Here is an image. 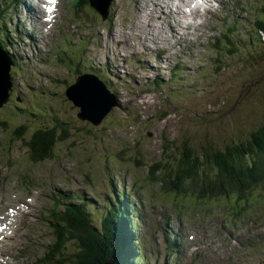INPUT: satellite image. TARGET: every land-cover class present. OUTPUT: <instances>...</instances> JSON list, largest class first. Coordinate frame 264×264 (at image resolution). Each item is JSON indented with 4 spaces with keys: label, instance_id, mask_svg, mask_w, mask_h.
I'll return each mask as SVG.
<instances>
[{
    "label": "rangeland",
    "instance_id": "rangeland-1",
    "mask_svg": "<svg viewBox=\"0 0 264 264\" xmlns=\"http://www.w3.org/2000/svg\"><path fill=\"white\" fill-rule=\"evenodd\" d=\"M11 1L0 0V11ZM143 2L147 5L135 9L117 5L113 8L111 52L116 58L123 56L121 63L113 66L117 68L115 75L110 72L111 66L96 76L115 96L118 107H110L102 125L92 129L79 122V109L64 94L79 75L96 72L92 62L102 66L105 35L87 39L90 54L83 65L79 54L83 40H64L69 26L68 12L62 6L55 5L52 13L41 15L37 22L21 15L17 20L13 17L15 10L23 14V3L1 12L0 25L8 22L6 27L10 30L4 32L8 46L2 41L0 48L15 63L11 70L15 103L0 112V118L6 120L5 125L0 121V144L11 138L13 142L7 156H0V181L10 183L15 174L25 173L30 189L26 197L32 196L30 207L36 212L50 205L53 198L66 202L64 194L81 196L96 222L107 208L109 194L116 195L122 188L130 191L124 200L136 210L130 220L134 227L130 242L139 239L136 248L146 256L139 264H153L152 240L157 229L167 224L177 228L179 222L193 225L203 236L198 255L183 247L182 264H264V187L254 192L253 200L242 212L231 200L185 201L178 208L159 184L151 183L148 174L154 164L163 163L176 149L178 153L182 142L196 153L203 148L222 150L243 143L263 127L264 34L253 23L264 20V0H237L229 15L245 12L247 18L231 32L228 41L215 44L214 48L210 36L226 32L221 9L208 13L198 25L181 28L178 20L183 19L182 15L168 8L172 0ZM31 6L42 13L46 7L44 0H34ZM80 14L92 19L86 13ZM93 22L101 31V24L94 17ZM55 39L62 41L54 52L58 63L49 60L52 56L45 52ZM141 49L143 55H132ZM121 68L126 71L124 74L118 72ZM31 80L37 83L28 92L25 82ZM85 92L101 99L96 103L102 104L100 109L110 106L111 101L97 80H91ZM76 105L81 106L78 102ZM87 113L81 115L88 118L91 115ZM21 123H26L28 134L38 127H53L59 135L64 131L71 138L58 143L51 159L31 165L26 159V147L12 137L13 129ZM10 193L25 197L18 190ZM137 198L140 202L135 204ZM4 208L3 201L0 214ZM34 220L30 227L33 238L21 239L28 253L23 264H33L45 252V246L53 244L52 230L39 217ZM174 240L181 242L177 235L169 239L165 255L174 262L168 264H177L179 250ZM115 264L137 262L129 255L124 262Z\"/></svg>",
    "mask_w": 264,
    "mask_h": 264
},
{
    "label": "trees",
    "instance_id": "trees-1",
    "mask_svg": "<svg viewBox=\"0 0 264 264\" xmlns=\"http://www.w3.org/2000/svg\"><path fill=\"white\" fill-rule=\"evenodd\" d=\"M253 26L264 34L263 19H256ZM2 41H6L8 46L5 34L0 39V47ZM117 107L118 103L112 110ZM105 117L98 126L87 120H78L92 129L100 127ZM26 134V126L22 124L13 130L12 137L20 140L29 155L40 161L52 158L58 143L71 138V134L64 131L60 136L53 127L36 129L28 137ZM177 151L174 150L175 154L161 164H154L148 171L151 183L159 184L167 193L199 198H242L264 183V125L243 143L222 150L203 148L196 153L188 149L187 142H182L180 151ZM77 199L75 204H67L58 216L49 264H115L134 254V242L129 240L126 244L122 238V230L129 219L123 207L109 203L107 210L102 211V218L96 222L87 203L82 202L81 196Z\"/></svg>",
    "mask_w": 264,
    "mask_h": 264
},
{
    "label": "water",
    "instance_id": "water-1",
    "mask_svg": "<svg viewBox=\"0 0 264 264\" xmlns=\"http://www.w3.org/2000/svg\"><path fill=\"white\" fill-rule=\"evenodd\" d=\"M105 8L106 7H103V8H101V10L103 11ZM10 65H11V61H10V59H7L5 64L0 66V102H2V103H5L7 101L8 96H9L11 90H12V78H11V75L9 73ZM78 79H83L84 83H88V82H90L91 80H93L95 78L87 76V75H84V76H80ZM95 80H97V79H95ZM73 88L76 91L75 93L71 92V90ZM69 89H70L69 91H70L71 95L78 94V89H76L75 86L71 87ZM91 91L94 93L93 90H91ZM104 92H105V90H104ZM66 93H68V91ZM106 94L108 95V100L111 101L110 106H108L107 109L106 108H103V109L101 108L100 109L102 104L96 106V103L101 101V99H97L96 97L93 96V94L85 92L84 95L80 96V99H79L80 105H85L86 104L89 108L96 109V110L95 111L88 110L84 106L85 109H86L85 112H88L87 114L91 115L90 117L87 118V117H85V115H81L83 113L82 112L83 108L81 106H79V105H76V103L73 102L75 106L80 108V113L78 114V118L80 120H82V121L88 120V121L91 122L92 125L98 126L102 122L103 118L107 115L108 109L110 107L113 108V105L116 106V104H117V99L115 98V96H113V94H109L107 92H106Z\"/></svg>",
    "mask_w": 264,
    "mask_h": 264
},
{
    "label": "bare ground",
    "instance_id": "bare-ground-1",
    "mask_svg": "<svg viewBox=\"0 0 264 264\" xmlns=\"http://www.w3.org/2000/svg\"><path fill=\"white\" fill-rule=\"evenodd\" d=\"M44 2H45V5H46V7L43 8V9H44V13H42L41 11H39V10L34 6V7H32V15L35 14L36 16L40 17V16L43 15V14H45V15H49L50 13H52V12L54 11V9H53L52 12H48L47 9L50 8V7H51V8H54L55 5L49 4V3H48V0H44ZM95 2L98 3V7H101V6L103 7V6H105V5H107V4L109 3V0H96ZM104 12H106V11H104ZM40 19H42V18H40ZM38 20H39V19H38ZM34 30H35V29H34ZM38 31H39V30H38ZM31 34H32V33H31ZM7 59H10V61H11V65H10L9 68H11L10 70H12L13 66L15 65V63L13 62L12 58H11L10 56H8V55H7L3 50H1V48H0V66H2L3 64H5V62H6ZM78 78H79V76L75 79L74 84H73L72 86H70V88L75 86V88L78 89V94L71 95L70 91H68V93L65 94V95L67 96V99L70 100V101H72V102H74V103H76V102L79 103L80 96L84 95L85 91L89 89V82H88V83H84V80H83V79H78ZM69 90H70V89H69ZM93 91H94V90H93ZM71 92H72V93H75L76 91H75V89L73 88V89L71 90ZM94 93H96L97 95H99L96 91H94ZM99 96H100V95H99ZM100 97H102V96H100ZM84 106H85L86 109H88V110H92V111H95V110H96V109H91V108H89V107L85 104V105H81V107L83 108L82 112H85V111H86V109H85ZM76 108L79 109V112H78V114H79V113H80V108H79V107H76ZM78 114H77V118H78ZM78 119H79V118H78ZM79 120H80V119H79ZM84 121H86V120H84ZM87 121H88V120H87Z\"/></svg>",
    "mask_w": 264,
    "mask_h": 264
},
{
    "label": "snow or ice",
    "instance_id": "snow-or-ice-1",
    "mask_svg": "<svg viewBox=\"0 0 264 264\" xmlns=\"http://www.w3.org/2000/svg\"><path fill=\"white\" fill-rule=\"evenodd\" d=\"M48 3L49 4H55L56 3V0H48ZM47 11L48 12H52L53 11V8L50 7V8L47 9ZM49 19H51V17H49Z\"/></svg>",
    "mask_w": 264,
    "mask_h": 264
},
{
    "label": "clouds",
    "instance_id": "clouds-1",
    "mask_svg": "<svg viewBox=\"0 0 264 264\" xmlns=\"http://www.w3.org/2000/svg\"><path fill=\"white\" fill-rule=\"evenodd\" d=\"M197 2L199 3V2H200V0H197Z\"/></svg>",
    "mask_w": 264,
    "mask_h": 264
}]
</instances>
